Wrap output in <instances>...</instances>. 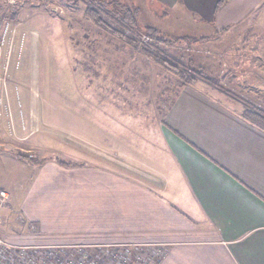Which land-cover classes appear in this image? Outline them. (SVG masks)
<instances>
[{
    "label": "rangeland",
    "instance_id": "1",
    "mask_svg": "<svg viewBox=\"0 0 264 264\" xmlns=\"http://www.w3.org/2000/svg\"><path fill=\"white\" fill-rule=\"evenodd\" d=\"M88 1L121 20L133 10L138 21L128 36L135 43L121 39V28L109 17L93 15L84 0H5L3 5L20 10L14 12L20 23H0V33L8 30L16 49L4 76L7 90L0 94V188L11 194L10 204L0 209V264H111L106 254L116 251L96 242H70L89 238L68 231L71 226L100 219H86L90 212L83 197L81 206L73 205L69 194L50 201L51 191L57 197L64 188L60 181L68 180L56 172L48 194L34 201L44 224L24 220L20 214L36 216L27 210L33 203L25 193L38 171L26 161L89 166L84 179L99 177L86 175L89 168L97 170L93 167L136 175L133 159L149 164L140 151L150 153L167 103L188 85H209L207 93L241 117L264 113V27L239 26L207 36L209 27L183 0ZM148 24L166 41L148 37ZM32 36L34 41L24 44L29 55L14 58L24 38ZM156 55L188 78L158 63ZM40 226L47 232L40 233ZM117 252L118 264H153L160 254L144 246H120Z\"/></svg>",
    "mask_w": 264,
    "mask_h": 264
},
{
    "label": "crops",
    "instance_id": "2",
    "mask_svg": "<svg viewBox=\"0 0 264 264\" xmlns=\"http://www.w3.org/2000/svg\"><path fill=\"white\" fill-rule=\"evenodd\" d=\"M183 1L209 27L207 36L264 27V0ZM4 4L0 0V23L19 24L14 12L20 10ZM33 39L24 38L14 58L29 55L24 44ZM208 87L188 85L169 100L150 153L140 151L149 164L133 159L136 175L92 166L97 170L89 168L86 175L99 177L84 179L89 166L26 161L38 169L25 193L33 203L27 210L36 216L21 217L44 224L34 201L48 194L56 172L68 180L60 181L64 188L57 197L51 191L50 201L69 194L72 204L81 206L83 197L90 212L86 219H100L71 226L68 231L89 238L70 242L155 248L160 254L153 264H264V131L224 108ZM8 194L1 210L11 202Z\"/></svg>",
    "mask_w": 264,
    "mask_h": 264
},
{
    "label": "trees",
    "instance_id": "3",
    "mask_svg": "<svg viewBox=\"0 0 264 264\" xmlns=\"http://www.w3.org/2000/svg\"><path fill=\"white\" fill-rule=\"evenodd\" d=\"M86 2V4H88L90 7L89 9L93 12V15H104L105 17H109L108 19L111 20V22L115 23L116 25H118L120 28H121V32H120V35L118 33V36L121 38V39H125L127 42H131V43H135L134 39H129V36L128 34L132 33V31H134V27L137 26V19H136V15H135V12L133 10H128L124 13V19L121 20V19H117L115 17H112V16H108L107 14H105V12H103L102 10L100 9H97L96 7H93V5L88 1V0H84ZM87 7V8H88ZM88 9V11H89ZM107 24V23H106ZM109 27V30L111 32H114V33H117V31L115 30V28H113L112 26H108ZM112 27V28H110ZM145 27V26H144ZM146 29V32H147V36L150 37L151 39L155 40L156 42L157 41H161V42H164L166 41L164 38L158 36L159 34V28L156 26V25H152V24H148L147 27H145ZM127 33V34H126ZM147 52V51H146ZM149 53V52H147ZM168 58V57H167ZM156 59H157V62L163 64L167 69L169 70H172L174 71L175 73L179 74L176 67L173 68L171 67L170 65H168V62H166V60L163 58V57H160V56H157L156 55ZM181 77H183L184 79H187L188 77L184 74H179ZM243 118L251 123H253L255 126H257L259 129L263 130L264 131V113H258V112H253V114L251 115V118L250 116L245 113L243 114ZM57 162L61 165H73V164H70L68 162H62L60 160H57Z\"/></svg>",
    "mask_w": 264,
    "mask_h": 264
},
{
    "label": "built area",
    "instance_id": "4",
    "mask_svg": "<svg viewBox=\"0 0 264 264\" xmlns=\"http://www.w3.org/2000/svg\"><path fill=\"white\" fill-rule=\"evenodd\" d=\"M54 11H56V8L54 9ZM59 12H62V10L60 9ZM7 28H8V25H7ZM7 31L8 30H5L3 31L2 33H0V63H1V60L3 59V64H2V68L0 69V94H3L5 92V83L4 80H5V77L8 73V69H9V65H10V62L13 58V45L11 43V40L9 42L8 40V35H7ZM0 104H1V96H0ZM2 122V111L0 110V124ZM9 199V194L6 190L4 189H0V208L8 201ZM2 243H4L2 241V239L0 238V245H2ZM116 250L114 253H111V254H106L109 258L108 260L110 259L111 260V264L113 262H116V253L118 254V250L119 249H114ZM113 250V251H114ZM143 264H147V260L145 261L144 263V260H142ZM116 264H118V261L116 262Z\"/></svg>",
    "mask_w": 264,
    "mask_h": 264
}]
</instances>
